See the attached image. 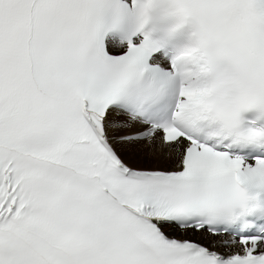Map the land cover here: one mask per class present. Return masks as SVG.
Here are the masks:
<instances>
[{"label":"snow or ice","instance_id":"snow-or-ice-1","mask_svg":"<svg viewBox=\"0 0 264 264\" xmlns=\"http://www.w3.org/2000/svg\"><path fill=\"white\" fill-rule=\"evenodd\" d=\"M251 114L264 0H0V264H264Z\"/></svg>","mask_w":264,"mask_h":264},{"label":"bare ground","instance_id":"bare-ground-1","mask_svg":"<svg viewBox=\"0 0 264 264\" xmlns=\"http://www.w3.org/2000/svg\"><path fill=\"white\" fill-rule=\"evenodd\" d=\"M111 42L113 43H117V41L115 39H111Z\"/></svg>","mask_w":264,"mask_h":264}]
</instances>
